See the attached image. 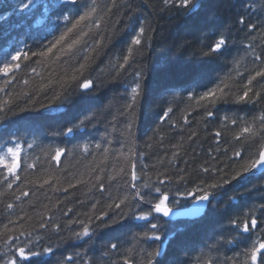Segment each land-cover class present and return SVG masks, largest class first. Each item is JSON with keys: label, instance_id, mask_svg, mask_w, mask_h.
<instances>
[{"label": "trees", "instance_id": "1", "mask_svg": "<svg viewBox=\"0 0 264 264\" xmlns=\"http://www.w3.org/2000/svg\"><path fill=\"white\" fill-rule=\"evenodd\" d=\"M18 2L0 0V16L5 17L0 20V66L5 62L15 63L11 56L17 51L27 54V59L22 55L18 61L19 69L7 76L0 73V143L11 135L22 142V167L18 172L21 179L11 189L0 180V264H4L12 244L10 237L22 231H31L33 237L42 236L43 244L53 247L54 254L43 257L48 264H63L68 256L76 264H80L81 257L90 258L93 264L119 261L120 256L115 254L103 256V246L109 241L117 242L114 238L117 235L121 252L130 249L132 259L138 261L140 247L151 251L159 243L143 244L134 239L145 230L138 227L143 221L129 219L118 233L101 229L94 244L70 239L71 232L79 231L80 225L69 221L77 218L86 221L101 211H109L110 215L121 211L107 208L112 203L109 194L113 198L128 195L131 199L134 190L128 185L132 164L140 177L136 181L138 187L145 182L155 183L159 174H163L159 175L160 179L170 178L171 183H166L170 190L166 203L181 208L189 205L193 197L175 196L176 192L192 191L195 195L194 189L201 181H204L201 186H206L219 179L212 172L203 173L202 167H216L234 174V168L238 169L249 155L264 146V128L258 119L254 120L264 114V95L259 103L235 101V96L243 93L248 78L264 68V63L254 61V55L264 54V36L261 30L246 37L247 30L237 34L233 29L224 56L201 55V51H207L205 45L218 38L213 32L235 20L239 7L236 0H194L202 7L191 16L177 15L175 8L165 10L163 0H115V4L113 0H95L94 5L93 0H78V12L64 8L66 0H35L40 5L35 10L13 12ZM45 4L58 6L45 11ZM233 4L236 7H231ZM262 5L264 0H256L251 22L264 20ZM92 6L96 12L69 34L64 45H58L47 56L39 55L72 26L63 20V15L72 16L75 22L76 15ZM138 20L150 26L142 37L141 50L134 49L129 64L117 71L135 34L132 26L139 27ZM81 32L87 33L81 44L71 53L61 55L60 48ZM185 42V46L179 47ZM249 44L255 53L248 49ZM85 56L90 57L85 70L82 74L75 72L85 63ZM138 69L143 70V86L149 97L147 103L141 100L132 113L125 106L130 101L134 73ZM74 73L76 81L70 79ZM194 76L199 77L200 85L195 88L190 86ZM86 80L94 82L90 90L79 87ZM251 87L264 89V79L258 77ZM213 89H217L214 103L211 97L200 100ZM41 105L50 107L41 108ZM169 107L173 111L161 121L159 117ZM208 111L214 113L213 117L206 116ZM92 115L95 118L72 135L57 134ZM231 120H236L237 125H232ZM249 125L253 126L255 135L246 134L242 140H235L241 129ZM193 132L196 135L189 140ZM216 132L221 133L219 140ZM29 144L33 146L29 148ZM56 148L67 150L59 161L52 159ZM242 149L243 159H229L234 151ZM173 151L178 152L174 160ZM32 164L34 168L29 167ZM100 183L104 184L103 190ZM141 191L148 190L141 188ZM21 192L29 195L22 196ZM174 200L178 203L174 204ZM8 204L14 207L9 209ZM93 204H97L95 209ZM261 204H264V171L247 175L242 187L233 181L216 190L215 198H210L205 213L196 220L166 219L156 214L161 218L152 222L160 224L161 249H167L158 258L160 264H204L209 259L214 264H230L229 258L235 259L236 264H245V250L250 249L253 241L264 237L261 231L264 224L251 236L237 237L228 221L243 218L252 211L264 219L258 210ZM148 210L145 204L137 211ZM42 218L60 223L61 232L55 233L51 226L39 229Z\"/></svg>", "mask_w": 264, "mask_h": 264}, {"label": "snow or ice", "instance_id": "2", "mask_svg": "<svg viewBox=\"0 0 264 264\" xmlns=\"http://www.w3.org/2000/svg\"><path fill=\"white\" fill-rule=\"evenodd\" d=\"M95 4V0H93V5ZM113 4H115V0H113ZM236 4L239 5L236 11L235 20L229 25H222L213 32V35L218 38L215 39L214 42L208 43L205 46L207 47V51H201V55L203 57H213V56H224L229 49V43L231 40L233 29L237 32V34L241 32H246V37L251 35V32L261 30L262 36H264V20H261L259 23L251 22L252 12L256 6V0H236ZM236 4L231 5V7H236ZM163 5L165 10L177 9V15L191 16L194 15L196 11L202 7L201 4H197L194 0H163ZM40 5L35 2V0H19V2L13 7V12H31L35 10ZM58 5H48L45 4V11H48L50 7H56ZM64 8H67L69 12L79 11V3L78 0H66L63 4ZM96 12V8L94 6L90 7L83 14L76 15L75 22H72V16L63 15L62 18L64 21L71 23V27L66 28L58 39L55 40L44 52L39 53L41 56H47L52 53L54 49L57 48L58 45H64L66 42V38L70 33H73L74 29L77 28L81 22L89 19L93 13ZM261 12H264V5L261 6ZM75 14V13H74ZM5 17L0 16V20ZM97 26H99V21L96 22ZM137 24L139 25L138 29L135 25L132 26V31L135 33L131 38V44L127 49V55L123 57V63H119L117 66V71L125 68L126 65L129 64L130 59L133 58L134 49L139 52L143 45L142 37L145 36L146 31L149 29V25L144 20H138ZM87 33L81 32L76 39H73L71 43H66V46H62L60 48L61 55H67L71 53L73 49L76 48L77 45L81 44L83 37L86 36ZM97 45L100 44L99 41L96 42ZM187 42L180 45L179 47H183ZM248 49L252 50L255 53V49L252 44L248 45ZM92 51H96V49H92ZM23 55L24 59H27V54L22 53L21 51H17L15 55L11 56V61L15 63L5 62L2 66H0V73H3L4 76L9 75L15 69H19L21 65L18 63L21 56ZM35 55V53L33 54ZM89 56H85V63H81L79 65V69L75 70L80 74L83 73L87 66V61L89 60ZM254 61H260L264 63V54L261 56L254 55ZM33 72L36 70L33 68ZM134 86L131 88L130 101L125 106V110L134 113L137 106L140 105L141 100H144L147 103L149 93L145 90L143 86L144 73L142 69H138L134 73ZM264 79V68L255 72V75L250 76L248 78L247 84L244 86L243 93L241 95L235 96L236 102H251V103H259V100L262 95H264V89L262 90H254L252 86L253 81L257 78ZM72 81L77 80V75L74 73L71 78ZM7 82V81H6ZM27 83V81H25ZM94 86V82L91 80H86L83 84L79 85L80 88L84 90H90ZM190 86L193 88L200 86L199 85V77L194 76L190 81ZM221 93H224L223 89H219ZM217 89H213L212 91L205 92L200 100H205L208 98H213L212 102H215ZM226 94V93H224ZM251 94V95H250ZM41 108H48L50 105H41ZM2 111V109H0ZM173 109L169 107L167 111H164L163 114L159 117L161 121L166 120L169 117V113H171ZM214 113L212 111H208L206 116L211 118ZM95 116H86L84 119L80 120L78 123H73L72 126L66 127L62 132L57 133L58 135L70 136L75 131H77L80 127H86V122L90 123ZM260 122L261 128H264V114H261L258 118ZM224 120L227 121L228 117L225 116ZM232 125H237L236 120H231ZM127 131H131V122L127 126ZM253 136L255 135L253 126H245L241 129L240 133L234 137L235 140H242L245 135ZM196 133L193 132L189 136V140L195 136ZM215 136L219 140L221 136L220 132H216ZM12 146H7V145ZM33 145L29 144L28 147L31 148ZM99 148L100 145L98 144ZM174 149L178 148V145H172ZM84 150L87 151V146H84ZM217 152L220 151L219 148L216 149ZM228 151L227 148L224 149L226 153ZM0 152H3V155H0V180L6 184L7 188L11 189L17 181L21 179L18 174L19 170L22 167V142L15 135L9 136L7 140H4L0 143ZM67 150L62 148H56L54 150V155L52 159L55 161H59L63 154H66ZM178 152L173 151L172 158L173 160L177 157ZM235 157H239L243 159V149L234 151L232 157L229 159H233ZM215 159V157H213ZM172 163V160L169 161V164ZM163 164V161H161ZM29 167H35V164L29 165ZM131 171V182L129 183L130 189L134 190V195H132L131 199H129L128 195L117 196L115 198L111 197L109 194V198L112 199V203L107 205L108 209H120L118 213L110 215L109 211H101L99 215H95L93 217H87V220H71L69 224H79V231H72L70 239L74 238L76 240L83 241L84 243H95V237L99 230L107 229L109 233H118L120 229L126 227L129 219H135L139 221H143V225H138V227H142L145 230L138 233L134 238L137 243L149 244V242H159L156 244V247L149 251L148 248L140 247L138 249L137 255L139 256L138 261H134L130 255V249H125L121 252V245L119 243V236H115V240L117 242L109 241L105 244L103 256L110 257L115 254L120 256L119 261H112L111 264H160L159 257H162L166 254L167 249L162 251L161 244L163 243L161 239V226L160 224L153 223L152 220L159 221L160 216L156 214H162L163 217H169L173 212V209L168 206L166 203L169 200L170 190L166 187V183L170 184L171 179L167 180L160 179L159 174L157 176V180L155 183L145 182L143 185H137L136 181L140 179V177L135 172V164H132ZM261 169L264 170V146H261L255 153L249 155L247 160H244V163L239 166L238 169L234 168V174L226 172L224 169L216 168V167H202L201 171L203 173L212 172L219 176V179L213 183H209L206 186L204 185V181H201L199 185H197L194 189L195 195L192 191L181 193L176 192L175 196H191L194 201H209L210 198H215L216 190L223 189L225 185H231L233 181H237V187H242L245 182V177L250 175L253 170ZM123 172L124 170L121 169ZM97 180L100 177L96 178ZM109 179H112L109 177ZM179 179L184 180L183 176H180ZM45 184L48 181H44ZM79 183V181H78ZM71 187V185H70ZM100 189H104V184H99ZM141 188L147 189V192L141 191ZM67 191V190H65ZM22 196H28L29 193L21 192ZM20 197H16L19 199ZM231 199V198H230ZM133 202H135V208L133 207ZM99 203V202H97ZM173 203H178V201H173ZM148 205L149 210L146 212L137 211L143 205ZM13 204H8L7 208H13ZM97 204H93L92 208L95 209ZM127 209L124 211L123 209ZM258 210L260 213V217H264V204L258 206ZM71 212V209L68 210ZM180 215L179 212L176 213ZM192 216L201 215V206H194L189 213ZM66 215V213H65ZM260 224H264V219L258 218L255 211L245 213L243 218L234 217L228 221V225L231 230L236 234L237 237H243L246 234L251 236L254 234L259 228ZM51 226L52 231L59 234L62 230V226L60 223L53 222L51 218L47 221H44L42 218V222L39 223L38 227L41 230L48 229ZM264 231V229H261ZM23 237V239H21ZM87 238V239H85ZM12 240V244L9 245V251L5 254L4 264H48V261L43 259V257L54 254L53 247L49 244L45 246L43 244V238L40 235H36L33 237L31 231H22L20 235L16 237H10ZM171 243V241H169ZM178 244L180 242H177ZM228 243H232V241H228ZM79 255V254H78ZM86 255V253H85ZM246 261L245 264H248L250 261L251 264H264V237L259 238L257 241H253L250 249L245 250ZM230 264H236V260L229 258ZM63 264H76L73 260L72 256H68L64 258ZM80 264H93L92 260L85 259L84 257L80 258ZM204 264H214V262L209 259L204 262Z\"/></svg>", "mask_w": 264, "mask_h": 264}, {"label": "water", "instance_id": "3", "mask_svg": "<svg viewBox=\"0 0 264 264\" xmlns=\"http://www.w3.org/2000/svg\"><path fill=\"white\" fill-rule=\"evenodd\" d=\"M264 170L261 169H255L253 170V172H261ZM209 201H193L189 206L184 207V208H172L173 212L170 214L169 217H163L162 214H159L160 216H162L163 218L166 219H183V220H194L197 218H200L201 216H203V214L205 213V210L207 208ZM194 206H201V215L199 216H192L189 214H185V213H189L191 211V209ZM179 212L180 215H177L176 213ZM164 250V247L162 248V251Z\"/></svg>", "mask_w": 264, "mask_h": 264}, {"label": "bare ground", "instance_id": "4", "mask_svg": "<svg viewBox=\"0 0 264 264\" xmlns=\"http://www.w3.org/2000/svg\"><path fill=\"white\" fill-rule=\"evenodd\" d=\"M193 201H194V200H193ZM193 201H192V202H193ZM192 202H191V203H192ZM191 203H190V204H191ZM190 204H189V205H190ZM189 205H187V206H189ZM187 206H185V207H187ZM181 208H184V207H181ZM201 217H202V216H201ZM197 219H198V218H197ZM194 220H196V219H194Z\"/></svg>", "mask_w": 264, "mask_h": 264}]
</instances>
